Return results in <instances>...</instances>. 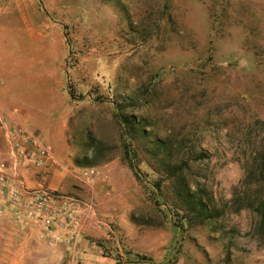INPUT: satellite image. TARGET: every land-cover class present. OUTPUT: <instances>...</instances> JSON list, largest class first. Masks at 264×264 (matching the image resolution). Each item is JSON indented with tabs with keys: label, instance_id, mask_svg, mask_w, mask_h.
Segmentation results:
<instances>
[{
	"label": "rangeland",
	"instance_id": "obj_1",
	"mask_svg": "<svg viewBox=\"0 0 264 264\" xmlns=\"http://www.w3.org/2000/svg\"><path fill=\"white\" fill-rule=\"evenodd\" d=\"M1 1L62 119L34 129L57 163L18 176L82 174L94 195L53 190L95 204L102 232L67 259L0 217V264H264V0Z\"/></svg>",
	"mask_w": 264,
	"mask_h": 264
},
{
	"label": "built area",
	"instance_id": "obj_2",
	"mask_svg": "<svg viewBox=\"0 0 264 264\" xmlns=\"http://www.w3.org/2000/svg\"><path fill=\"white\" fill-rule=\"evenodd\" d=\"M5 135L9 150L0 163V217L32 231L50 246L76 241L86 218L97 220L95 204L45 185L27 186L15 166L22 162L36 167L55 165L52 148L35 131L17 121L11 122ZM11 165L15 166L10 168ZM93 173L85 171L83 175L91 181L95 179Z\"/></svg>",
	"mask_w": 264,
	"mask_h": 264
},
{
	"label": "crops",
	"instance_id": "obj_3",
	"mask_svg": "<svg viewBox=\"0 0 264 264\" xmlns=\"http://www.w3.org/2000/svg\"><path fill=\"white\" fill-rule=\"evenodd\" d=\"M0 16H2L1 0ZM13 37L14 34L10 26H4L0 20V122L3 127H6L11 122L17 121L25 124L33 131L36 128L56 127L62 122V119L58 118L59 109L56 100V90H52V87H49L51 85L50 83L47 86V80L44 79L42 72L37 74L40 78L34 84L32 78L27 75L30 72H26L28 70L27 63L24 65L23 71L21 70L22 72H19L20 62L17 60V54H15L16 49L12 40ZM19 176L23 178L24 183L29 187L39 185L42 180L48 178L49 180L47 182L50 188L59 189L65 193L69 190L70 180L76 178L80 183L84 182L86 184L82 185V189L75 190L79 196L83 197L86 193L94 195L96 191L92 185H87L89 183L82 178V174H73L68 170L58 171L54 168L40 169L29 166L23 168L19 172ZM83 232L86 236L90 232L96 233L102 231L99 229L97 231L92 225V219L86 218ZM27 233L22 232L23 237L27 238V240L34 241L37 248L43 250L45 245L48 246L33 237L34 234L32 231H28ZM26 235L29 236L27 237ZM80 242H82V239ZM77 244L63 243V245L50 247L52 251L59 253L61 256H67V259H69L70 257L75 258L80 252L77 249Z\"/></svg>",
	"mask_w": 264,
	"mask_h": 264
}]
</instances>
